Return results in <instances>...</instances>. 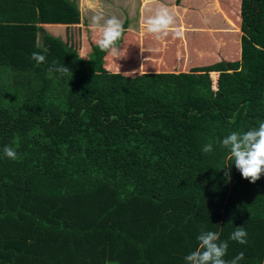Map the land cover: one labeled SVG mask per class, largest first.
Returning <instances> with one entry per match:
<instances>
[{"label":"trees","instance_id":"1","mask_svg":"<svg viewBox=\"0 0 264 264\" xmlns=\"http://www.w3.org/2000/svg\"><path fill=\"white\" fill-rule=\"evenodd\" d=\"M223 6L238 58L161 72L126 59L127 74L104 69L98 44L51 53L69 44L50 36L28 52L18 11L0 15V264H186L206 231L228 241L226 261L264 264V174L244 179L221 144L264 123V0ZM237 227L246 244L229 239Z\"/></svg>","mask_w":264,"mask_h":264},{"label":"crops","instance_id":"2","mask_svg":"<svg viewBox=\"0 0 264 264\" xmlns=\"http://www.w3.org/2000/svg\"><path fill=\"white\" fill-rule=\"evenodd\" d=\"M228 1L0 0V15L18 11L20 35L26 34L29 38L26 41L28 47L24 45L28 52L30 47L44 48L47 38L54 36L67 39L65 41L69 47H58L56 42H51L47 47L49 52L68 55L72 53L69 48H73L79 54L85 53L87 57L90 53L92 55V47L98 44L102 35L99 28L92 26V18L96 15H102L105 19L115 16L122 21L124 32L117 42L119 49L117 55H112L110 51H101L105 70L127 74L128 68L124 61L131 58V62L141 71L161 72L172 69L178 61H182V66H185L184 71H191L203 64L219 62L221 58L218 60V56L222 53V49H224L223 54H228L232 59L236 55L234 51L241 48L242 33L239 38L236 37L237 34H233V32L238 33L237 29H235L237 32L233 31L232 34L230 31H226L228 32L226 35L216 33L225 23L233 20L229 15H224L218 10ZM162 6L166 7L174 17V23L167 35L149 33L145 22ZM7 7H10L9 10ZM213 17L221 18V24H214ZM29 25L37 27L34 36L27 32ZM204 28L210 31L213 28V30L202 32ZM2 29L12 33L7 28L2 27ZM240 53L239 50L238 54ZM199 54L204 56L203 61H200ZM60 60L63 59L60 57ZM204 60L207 63H204ZM101 264L118 263L114 257L105 255Z\"/></svg>","mask_w":264,"mask_h":264},{"label":"clouds","instance_id":"3","mask_svg":"<svg viewBox=\"0 0 264 264\" xmlns=\"http://www.w3.org/2000/svg\"><path fill=\"white\" fill-rule=\"evenodd\" d=\"M145 23L149 33L167 35L174 23V17L166 7L162 6ZM92 26L99 28L102 33L98 40L99 48L102 51H110L114 56L117 55L119 51L117 42L124 32L122 21L115 16L105 19L102 15H96L92 18ZM32 59L38 64L47 62L46 55L39 52H33ZM53 71L62 74L71 72L64 63L61 64L58 61H53L52 67L49 68L50 73ZM221 144L230 150L233 163L244 179L249 180L250 183H255L264 174V123H261L258 128L242 133L233 131L222 139ZM212 150L213 145L211 143L203 148L205 153ZM3 152L9 159H17V151L14 147L5 146ZM226 177L230 179V171L226 172ZM247 235L243 227H237L229 239L243 245L247 243ZM197 240L199 242L198 247L184 257L186 264H238V261L244 259L243 252L231 261L224 259L229 245L228 241L220 239L219 232H202Z\"/></svg>","mask_w":264,"mask_h":264},{"label":"rangeland","instance_id":"4","mask_svg":"<svg viewBox=\"0 0 264 264\" xmlns=\"http://www.w3.org/2000/svg\"><path fill=\"white\" fill-rule=\"evenodd\" d=\"M224 6L223 5H221V8L220 9H218V10H220V13H222V14H224V15H226L227 14V9L226 8H223ZM228 15V14H227ZM232 15H236V10L233 8L232 9ZM227 19H229V18H227ZM230 20V19H229ZM212 21H213V23L214 24H216V25H219V24H221V18L219 19V18H217V17H213L212 18ZM237 21H238V17H234V19L233 20H230V21H228L227 23H225V25L222 27V28H219L218 30H217V32L216 33H223V34H227L228 32H226V31H230V34H232V32L233 31H236L235 29H237V31H238V33H235V32H233V34H237L238 36H236L237 38H239V37H241V33H242V35H243V32H242V30L240 29V26H238V23H237ZM231 29V30H230ZM213 30V28H211V31ZM209 29H206V28H204V30H202V32H211ZM236 31V32H237ZM240 31V32H239ZM229 35V34H228ZM237 47H238V44H237ZM237 54V53H236ZM81 55V54H80ZM90 55H91V53L88 55V57H90ZM239 56H233V58L232 59H235V58H238ZM131 61H132V59L131 58H129ZM225 59V58H224ZM182 61H178V64H176L175 65V67H178V69H177V71H184V69H185V66L183 67L182 66V64L183 63H181ZM205 63H207V61H204ZM127 72L126 73H129L130 72V66H127ZM142 72H148V71H142ZM213 75H214V77H216L218 74H217V72H214L213 73Z\"/></svg>","mask_w":264,"mask_h":264}]
</instances>
